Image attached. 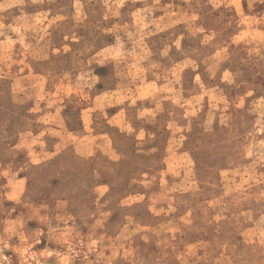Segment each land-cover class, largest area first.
<instances>
[{
  "label": "rangeland",
  "instance_id": "obj_1",
  "mask_svg": "<svg viewBox=\"0 0 264 264\" xmlns=\"http://www.w3.org/2000/svg\"><path fill=\"white\" fill-rule=\"evenodd\" d=\"M0 264H264V0H0Z\"/></svg>",
  "mask_w": 264,
  "mask_h": 264
}]
</instances>
